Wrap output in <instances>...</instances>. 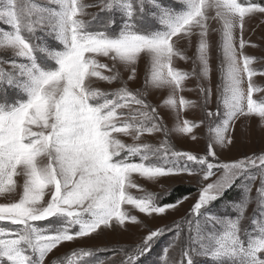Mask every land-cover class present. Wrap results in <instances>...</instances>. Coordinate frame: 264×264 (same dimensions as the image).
Listing matches in <instances>:
<instances>
[{
  "label": "snow or ice",
  "instance_id": "1",
  "mask_svg": "<svg viewBox=\"0 0 264 264\" xmlns=\"http://www.w3.org/2000/svg\"><path fill=\"white\" fill-rule=\"evenodd\" d=\"M254 14H264V0H0V196L18 193L0 203V264H144L158 246L157 264H174L177 246L179 264H264V153L223 162L218 152L234 145L237 122L258 117L264 128V99L254 98L264 70L246 52ZM194 40L190 57L178 45ZM177 60H191V71ZM187 81L196 100L182 95ZM195 108L198 122L185 116ZM201 127L203 155L175 148L173 138L196 141ZM154 136L158 144L145 139ZM134 174L152 183L198 177L195 199L150 228L132 210L165 219L191 192L166 199L171 189L148 192ZM142 224L134 244L52 258L66 243ZM99 252L110 256L93 259Z\"/></svg>",
  "mask_w": 264,
  "mask_h": 264
},
{
  "label": "rangeland",
  "instance_id": "2",
  "mask_svg": "<svg viewBox=\"0 0 264 264\" xmlns=\"http://www.w3.org/2000/svg\"><path fill=\"white\" fill-rule=\"evenodd\" d=\"M38 4L46 3V0H36ZM90 11H95V9H90ZM213 28H218L219 25L215 22H211ZM210 39L213 45V52H212V66H213V86L219 81V73L216 71L219 60L217 59V52H216V45L219 40V34L216 31L210 32ZM245 39L250 40L251 45L246 48V52L248 55L255 58L254 67L258 70H264V14H254L249 18H246V26H245ZM195 40L193 41V46L189 47L186 41H181L178 45L182 49H186V54L188 56H192L194 53V46ZM7 53L0 51V57L6 56ZM176 66L184 71H191L192 69V62L191 60L185 61H176ZM145 71V65L142 61L139 65V72L142 76L143 72ZM254 82L257 87L264 88V76H257L254 78ZM140 81L132 82L131 86L133 88L138 87ZM100 87H107L103 82H100ZM186 90L182 93V95L186 99L196 100L197 93L192 89L195 88L194 81H187L185 83ZM158 95L162 94H154L151 99L155 103L158 99ZM254 98L257 99H264V92L255 93ZM165 116L167 118V112H165ZM187 119H190L194 122H198L201 118V111L199 108H195L189 110L185 113ZM259 118L258 117H251L240 122H237L234 136H235V143L231 147L230 150L226 149H218L219 158L223 162H230L236 160L237 158H241L244 156H249L253 154H261L264 153V128L258 126ZM169 124H171V120H169ZM195 134L197 135L198 139L196 141H192L190 137H175L172 140L175 148L182 151H190L194 154H204V149L206 145V137H207V130L204 127L194 130ZM148 142L153 144H158L161 137H145ZM130 142V141H129ZM133 179L139 183L146 191L159 194L163 192L165 189H171L172 195H176L177 190L182 191L184 195H187L189 191L191 192V199L185 202L180 211L175 213L172 216H168L165 219L161 218H148L145 217L143 214H139L136 210H132L131 214H136L139 219L144 221L150 228H156L159 226H163L165 224L171 223L173 219H178L180 216H183L186 210L189 208L192 201L195 199L196 196V187H197V180L198 177H188L184 176L183 178H161L158 183L148 182L145 178L139 177L137 175H133ZM259 186V181L257 180L256 183L253 185V191L251 195L254 197L256 194V188ZM130 191L134 195H141L137 189L133 188ZM237 193H231L229 195L230 199H235ZM171 197H166V199H171ZM18 193L8 194L4 196H0V203H6L11 200L17 199ZM130 207V206H128ZM255 208V202L253 201L252 204L247 209L246 216L251 217L253 215V210ZM219 211V209H217ZM234 215V213H233ZM248 223V221H245ZM6 227H10L8 225H4ZM145 234L144 225L140 226H130L128 231H118V232H110L105 236H100L95 239L83 238L80 241L66 243L60 246L57 250H54V255L52 258L60 259L64 256L70 254V252L74 249H78L80 247L85 248H102L105 246L112 247L118 245H131L136 243L139 238ZM170 239V237H169ZM161 252V247H157L150 255L146 258H142L144 260V264H157V253ZM110 256L109 253L99 252L93 259L99 258H108ZM112 259L118 260L119 257H112ZM169 259L173 261L174 264H179L181 260L180 256V247L177 246L175 248H169ZM159 264H163V261H160Z\"/></svg>",
  "mask_w": 264,
  "mask_h": 264
},
{
  "label": "trees",
  "instance_id": "3",
  "mask_svg": "<svg viewBox=\"0 0 264 264\" xmlns=\"http://www.w3.org/2000/svg\"><path fill=\"white\" fill-rule=\"evenodd\" d=\"M181 195H184V193H183L182 191H178V190H177L176 195L173 194V196L171 197V199L174 200L175 198H177V197H179V196H181Z\"/></svg>",
  "mask_w": 264,
  "mask_h": 264
}]
</instances>
